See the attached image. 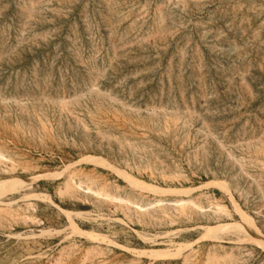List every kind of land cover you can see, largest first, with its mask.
<instances>
[{"label": "rangeland", "instance_id": "obj_1", "mask_svg": "<svg viewBox=\"0 0 264 264\" xmlns=\"http://www.w3.org/2000/svg\"><path fill=\"white\" fill-rule=\"evenodd\" d=\"M0 155V264H264V0H0Z\"/></svg>", "mask_w": 264, "mask_h": 264}, {"label": "bare ground", "instance_id": "obj_2", "mask_svg": "<svg viewBox=\"0 0 264 264\" xmlns=\"http://www.w3.org/2000/svg\"><path fill=\"white\" fill-rule=\"evenodd\" d=\"M76 102V101H75ZM203 131V130H202ZM3 154V153H2ZM1 156V155H0ZM0 158H3V157H0ZM84 159V158H83ZM110 168H112V170H115V171H121L122 172V170H116V168H114L112 165L111 166H109ZM71 174H73V173H71ZM75 174V173H74ZM69 178V177H68ZM67 178V179H68ZM12 178H6V180H4V183L1 185V187H0V195H2L5 191H7V190H9V189H11V188H13L14 186H16V185H20L21 183H24V182H26V180H18V179H13V180H11ZM74 179V176L73 175H71L70 176V178L68 179L69 181H67L66 180V183L68 182V183H70L72 180ZM27 181H28V179H27ZM254 181V180H253ZM80 182V181H79ZM78 182V183H79ZM81 183V182H80ZM78 185H81V184H78ZM143 186V188H145V189H148L149 191H151L152 193H156V194H163V193H165L166 191H168V192H171V193H178V195L176 196V197H173L172 198V202H171V204H176V205H179V208L180 209H185L184 207H185V205H188L189 204V206H190V204L192 203V200L190 199V198H182V197H184V195H189L188 193H190V190H187V188L186 189H176V188H161V187H156V186H151V185H147V184H142ZM73 187V186H72ZM82 187V186H81ZM70 188V187H69ZM179 188V187H178ZM181 188V187H180ZM73 189V188H72ZM78 190V189H77ZM85 190V189H84ZM86 190H88V188H86ZM192 191V190H191ZM107 192V191H106ZM106 193H104V195H105ZM159 195V196H160ZM105 196H107V195H105ZM161 196H163V195H161ZM163 197H165V196H163ZM166 198V197H165ZM163 202V201H162ZM124 203H126L127 205H133V207H135V209L136 210H140L142 207H140V206H137V204L136 203H134L133 201H130V200H126ZM194 203V202H193ZM165 205H166V203H165ZM197 205V204H196ZM195 205V206H196ZM198 206V205H197ZM166 207V206H165ZM216 207H217V209H221L220 207V205H216ZM138 208V209H137ZM174 208V207H173ZM138 210V211H139ZM186 210V209H185ZM181 212V211H180ZM183 213V212H182ZM241 217H242V220L244 221V230L246 231V232H248V233H250L251 234V236L252 237H257L258 236V233H259V231H258V229L256 228V226H255V224H254V222L252 221V219L248 216V215H245V214H241Z\"/></svg>", "mask_w": 264, "mask_h": 264}]
</instances>
